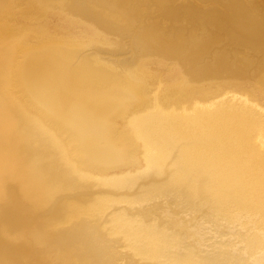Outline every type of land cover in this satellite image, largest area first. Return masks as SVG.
Segmentation results:
<instances>
[{
    "label": "bare ground",
    "instance_id": "1",
    "mask_svg": "<svg viewBox=\"0 0 264 264\" xmlns=\"http://www.w3.org/2000/svg\"><path fill=\"white\" fill-rule=\"evenodd\" d=\"M0 264H264V0H0Z\"/></svg>",
    "mask_w": 264,
    "mask_h": 264
}]
</instances>
